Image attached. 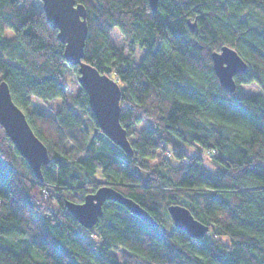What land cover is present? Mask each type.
Returning a JSON list of instances; mask_svg holds the SVG:
<instances>
[{
    "label": "trees",
    "instance_id": "trees-1",
    "mask_svg": "<svg viewBox=\"0 0 264 264\" xmlns=\"http://www.w3.org/2000/svg\"><path fill=\"white\" fill-rule=\"evenodd\" d=\"M76 1L87 9L83 60L119 82L134 152L101 131L81 85L67 100L71 65L42 1L0 0V81L51 158L39 179L0 126V264H264V0H159L156 12L149 0ZM116 28L124 46L112 42ZM225 45L248 64L232 92L213 68ZM250 83L261 92L245 94ZM34 98L63 103L31 111ZM142 120L148 128L134 130ZM98 174L156 225L107 200L83 227L66 202L95 192ZM171 204L208 233L176 227Z\"/></svg>",
    "mask_w": 264,
    "mask_h": 264
},
{
    "label": "water",
    "instance_id": "water-1",
    "mask_svg": "<svg viewBox=\"0 0 264 264\" xmlns=\"http://www.w3.org/2000/svg\"><path fill=\"white\" fill-rule=\"evenodd\" d=\"M50 25L58 30V38L64 43L63 55L69 65L77 67V79L88 94L90 108L101 131L127 154L134 150L126 128L120 121L121 86L107 73L83 60L88 35L87 9L76 0H41ZM159 0H149L156 12ZM192 29L196 21H190ZM213 68L220 84L232 92L236 89L235 75L246 71L248 64L231 46L225 45L212 53ZM0 126H2L21 156L34 174L42 179V166L51 161L47 146L35 134L24 111L14 102L8 83L0 81ZM115 200L124 204L132 213L155 226V218L138 202L124 195L111 184L100 185L95 192L85 195L82 202L68 200L66 206L85 228H92L103 215V204ZM168 212L176 227L191 237H204L209 226L197 219L184 205L171 204Z\"/></svg>",
    "mask_w": 264,
    "mask_h": 264
},
{
    "label": "rangeland",
    "instance_id": "rangeland-1",
    "mask_svg": "<svg viewBox=\"0 0 264 264\" xmlns=\"http://www.w3.org/2000/svg\"><path fill=\"white\" fill-rule=\"evenodd\" d=\"M6 33H7V35L12 34L10 31H7ZM111 39H112L113 44H115L118 47L125 45L124 35L118 28L114 29V31L112 32ZM144 52H145L144 49L137 47L135 54L132 55L133 59L136 62H139V60L143 56ZM126 53L129 54L128 51H126ZM77 76H78V72L71 65V67H69V69L67 71V77H66V79L68 81L67 100L73 104H75V96H76L77 91H78L79 86H80V83L77 79ZM243 89H244L245 94H247V95L258 94L261 92V87L257 83L243 84ZM62 103H63V101L61 99L45 102V101H42L40 99L34 98L32 105L29 107V110L32 111V110L44 109L47 113L55 114L56 111L61 107ZM85 119L88 122V125L90 126V128L92 127V129H93L94 126L91 123V120L89 118H85ZM147 128H148V123L146 120H142L140 123L136 124L133 127V129L136 131H142V130H145ZM133 138H134V136L130 137L131 140ZM102 139L106 140V137L104 136V137H102ZM188 151L190 153L193 152L192 149H188ZM205 162L209 166L213 167V165L209 159H205ZM96 178H97V184L99 186L110 183L107 180H104L100 174H98L96 176ZM92 239L94 242L97 241L94 238H92ZM33 255H35V257H39V255L36 253Z\"/></svg>",
    "mask_w": 264,
    "mask_h": 264
}]
</instances>
